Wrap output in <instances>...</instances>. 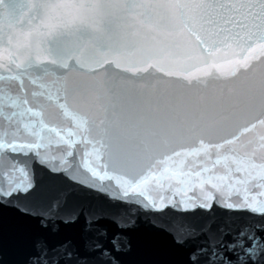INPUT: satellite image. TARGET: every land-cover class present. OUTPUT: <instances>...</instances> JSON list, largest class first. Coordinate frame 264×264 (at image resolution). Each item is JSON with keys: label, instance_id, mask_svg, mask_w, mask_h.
<instances>
[{"label": "snow or ice", "instance_id": "1", "mask_svg": "<svg viewBox=\"0 0 264 264\" xmlns=\"http://www.w3.org/2000/svg\"><path fill=\"white\" fill-rule=\"evenodd\" d=\"M264 264V0H0V264Z\"/></svg>", "mask_w": 264, "mask_h": 264}, {"label": "water", "instance_id": "2", "mask_svg": "<svg viewBox=\"0 0 264 264\" xmlns=\"http://www.w3.org/2000/svg\"><path fill=\"white\" fill-rule=\"evenodd\" d=\"M12 259V255L10 252H6L5 253V261H6V264H8V262Z\"/></svg>", "mask_w": 264, "mask_h": 264}]
</instances>
